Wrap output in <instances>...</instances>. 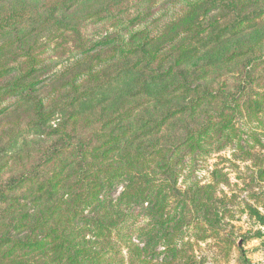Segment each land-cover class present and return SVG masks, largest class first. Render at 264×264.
<instances>
[{"label":"trees","instance_id":"obj_1","mask_svg":"<svg viewBox=\"0 0 264 264\" xmlns=\"http://www.w3.org/2000/svg\"><path fill=\"white\" fill-rule=\"evenodd\" d=\"M250 197L264 0H0V264L228 262Z\"/></svg>","mask_w":264,"mask_h":264},{"label":"rangeland","instance_id":"obj_2","mask_svg":"<svg viewBox=\"0 0 264 264\" xmlns=\"http://www.w3.org/2000/svg\"><path fill=\"white\" fill-rule=\"evenodd\" d=\"M228 150L222 152V155L229 156ZM216 160L215 156L209 160V163H213ZM239 165V164H238ZM206 168H202L199 172L201 177H205ZM224 170L228 171L231 185L230 189H233V193H236V200L242 202L247 200L246 194L248 192L247 187L244 183V180L238 178L237 175H247L249 174L248 169L244 164H240L239 168L231 166L230 163L224 164ZM248 181V179H246ZM254 188V186H253ZM255 190L257 189L254 188ZM249 201L254 203L259 207V210L264 213V207L261 203H264V200H259L260 202H255V198L250 197ZM229 223L234 225V231L237 235V242L243 249V257L238 259V252L236 249H233L231 252L228 262L222 258L217 260L213 259V254L216 251L211 249V247H205L206 262L205 264H264V222H258L254 218H249L245 213L236 211L232 218H229ZM259 234V235H258ZM239 235H245L244 238Z\"/></svg>","mask_w":264,"mask_h":264}]
</instances>
